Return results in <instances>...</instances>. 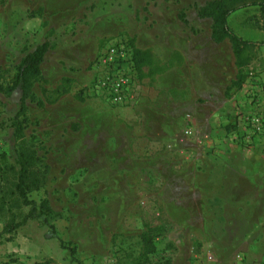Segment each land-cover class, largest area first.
I'll return each mask as SVG.
<instances>
[{"label": "rangeland", "instance_id": "rangeland-1", "mask_svg": "<svg viewBox=\"0 0 264 264\" xmlns=\"http://www.w3.org/2000/svg\"><path fill=\"white\" fill-rule=\"evenodd\" d=\"M205 1L0 0V83L25 51L48 42L31 87L42 104L26 100L24 129L47 179L28 197L47 199L49 222L81 264H264V46L252 49L240 85L229 84V43L212 41L210 19L196 14ZM227 21L245 39L264 38L256 6ZM116 38L127 40L134 64L121 104L96 86L97 56ZM65 78L67 91L45 101ZM17 99L0 93V154L9 162ZM209 182L234 186L225 195L244 207L222 210L234 214L225 224L220 210L198 208L208 194L191 192ZM5 219L0 264H76L39 219L2 233ZM178 222L188 234L175 244ZM145 228L154 250L142 255Z\"/></svg>", "mask_w": 264, "mask_h": 264}, {"label": "trees", "instance_id": "trees-1", "mask_svg": "<svg viewBox=\"0 0 264 264\" xmlns=\"http://www.w3.org/2000/svg\"><path fill=\"white\" fill-rule=\"evenodd\" d=\"M256 6L262 20L261 29L264 32V0H206L196 10L198 17H208V35L214 42L226 39L229 43L233 57L235 73L229 84L238 87L244 78V69L253 59L252 49L264 46V38L258 40L245 39L234 33L228 26L229 14L241 7ZM178 18L185 21L184 13L179 11ZM48 48V42L36 44L31 50L25 51L20 58L14 74L6 83H0V93L9 95L18 92V99L12 116L8 117L7 126L10 128L9 140L11 141V160L7 161V153L0 154V214L6 219L3 221L2 233H11L22 226L27 220L39 219L47 227L48 237H54L60 248L66 250L69 259L76 264H81L75 255L74 248L57 237L52 223L49 222L52 210L47 199L41 197L38 201L30 199L28 194L44 187L47 179V164L39 156L34 147L33 135H26L27 126L26 100L41 105L31 90L34 82L40 78V63ZM131 59H133L131 52ZM136 62V61H135ZM133 64V63H132ZM134 65V64H133ZM52 90V95H46L45 101L54 102L60 95L67 91L66 82ZM45 92V90H43ZM24 210V211H23ZM150 229L145 228L139 233L142 246V255L154 250ZM38 264V263H33Z\"/></svg>", "mask_w": 264, "mask_h": 264}, {"label": "built area", "instance_id": "built-area-1", "mask_svg": "<svg viewBox=\"0 0 264 264\" xmlns=\"http://www.w3.org/2000/svg\"><path fill=\"white\" fill-rule=\"evenodd\" d=\"M96 62L99 67L96 86L103 91L110 103H125L130 98L128 87L133 66L127 40L116 38L111 41L99 52ZM246 122L253 130L259 126L256 117H249Z\"/></svg>", "mask_w": 264, "mask_h": 264}, {"label": "crops", "instance_id": "crops-1", "mask_svg": "<svg viewBox=\"0 0 264 264\" xmlns=\"http://www.w3.org/2000/svg\"><path fill=\"white\" fill-rule=\"evenodd\" d=\"M242 160H244V159L242 158ZM242 166H244V164H242ZM214 174L215 173H213L212 170L207 172V176L212 177V176H214ZM233 187L234 186H230L229 184H226V186H225V184H211L209 182L207 184V186H203V187H201V189H195V190L192 189L191 192L193 194H197V195H199L200 193H203L206 195L208 194L205 201H200L198 208H202V209L205 208L206 210L207 209L220 210L221 213H223L222 210H225L228 213V210L240 209V208L243 209L244 208L240 205V203L237 201L236 198H232L231 196L228 197L225 195L227 193H229V195L232 193H236L235 188H233ZM257 190H259V188H257L256 191H252V192H258ZM224 214H226V213H223L222 217H223L224 221L222 220L223 221L222 223H224V224L226 223L225 220H227V219L225 218V216H227L231 219H234V214L231 213V211H229V216H228V214L227 215H224ZM220 218H219V220H220ZM181 225H182L181 222H178L175 225L176 231H179V232H177V239L176 238L173 239L175 244H176V241L180 240L179 236L182 235L180 233V231H182L185 236H187V234H188L187 227L181 226ZM183 238H184V236H183ZM209 256L211 257V254H208L207 257H209ZM202 262H204V264H206L205 261H202ZM171 264H191V263L186 258V259H184L183 262H178V260H176V261L171 260Z\"/></svg>", "mask_w": 264, "mask_h": 264}]
</instances>
